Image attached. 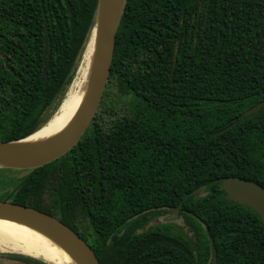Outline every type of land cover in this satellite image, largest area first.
I'll use <instances>...</instances> for the list:
<instances>
[{
  "label": "trees",
  "instance_id": "obj_1",
  "mask_svg": "<svg viewBox=\"0 0 264 264\" xmlns=\"http://www.w3.org/2000/svg\"><path fill=\"white\" fill-rule=\"evenodd\" d=\"M96 3L0 0V142L24 139L51 118ZM116 96L128 97L121 118ZM262 101L264 0H126L87 131L61 159L21 178L0 170V201L56 218L100 264H211L213 256L264 264L263 223L222 190L231 178L264 188V108L239 118ZM202 186L205 194L182 206L193 239L149 226ZM7 260L49 264L23 254Z\"/></svg>",
  "mask_w": 264,
  "mask_h": 264
},
{
  "label": "water",
  "instance_id": "obj_2",
  "mask_svg": "<svg viewBox=\"0 0 264 264\" xmlns=\"http://www.w3.org/2000/svg\"><path fill=\"white\" fill-rule=\"evenodd\" d=\"M125 1L97 0L93 25L87 41L90 58L86 83L80 105L70 125L49 139L27 142L52 121L54 114L44 126L30 136L12 142H0V170L29 172L39 169L61 159L80 141L98 112L107 87L114 57L115 37ZM262 108L264 101L239 118L250 117ZM206 189L207 186H202L193 193L184 195L179 205L169 210L170 216L167 221L177 220L182 212L183 202L192 195L203 196ZM222 190L231 201L252 210L264 225V188L250 181L231 178L222 184ZM0 221L32 229L61 251L68 258L69 264H100L82 238L50 215L29 207L0 201ZM209 243L212 245L210 239ZM211 264H216L214 256Z\"/></svg>",
  "mask_w": 264,
  "mask_h": 264
},
{
  "label": "bare ground",
  "instance_id": "obj_3",
  "mask_svg": "<svg viewBox=\"0 0 264 264\" xmlns=\"http://www.w3.org/2000/svg\"><path fill=\"white\" fill-rule=\"evenodd\" d=\"M89 58L90 47L88 46L78 76L72 82L54 118L47 126L29 138L27 142L49 139L70 125L83 96ZM0 247L26 256L40 258L52 264H69L68 258L47 239L26 226L11 222L0 221Z\"/></svg>",
  "mask_w": 264,
  "mask_h": 264
},
{
  "label": "rangeland",
  "instance_id": "obj_4",
  "mask_svg": "<svg viewBox=\"0 0 264 264\" xmlns=\"http://www.w3.org/2000/svg\"><path fill=\"white\" fill-rule=\"evenodd\" d=\"M88 41V40H87ZM88 49V44L86 42V44L84 45V49L82 50L81 52V55L79 56L77 62H76V67H75V70H74V73L72 75V78H71V82L70 84L66 87L65 91L63 92V95L62 97H60L53 105L52 107L50 108V110L48 111L47 113V116L48 117H53L54 114L57 112V109L59 108L60 106V102L61 100L63 101V99L65 98V95L66 93L68 92L72 82L74 81V79L78 76V71L81 67V64H82V60H83V57L86 53ZM115 94V91L113 92V95ZM118 97L115 102L113 103V109H114V117H118V118H121L125 112L128 111V97L126 96H116ZM50 118V119H51ZM49 119V120H50ZM24 173L26 172H20V173H13L11 174V178L13 179H18V178H21ZM165 218H168L169 215H165L164 216ZM155 224L152 222L149 226L150 227H153ZM170 229L172 230L171 232H173L174 234H181L185 237H187L188 239H193V232L189 229V227H187V225L185 224L184 220L183 219H179L178 221H172L171 224H167ZM192 242V241H191ZM15 254H20L18 252H14V251H10L8 249H5L3 247H0V264H12L10 261H8L7 259L9 257H11L12 255H15ZM31 258H34L36 259L35 257H32V256H29Z\"/></svg>",
  "mask_w": 264,
  "mask_h": 264
},
{
  "label": "flooded vegetation",
  "instance_id": "obj_5",
  "mask_svg": "<svg viewBox=\"0 0 264 264\" xmlns=\"http://www.w3.org/2000/svg\"><path fill=\"white\" fill-rule=\"evenodd\" d=\"M181 214H182V213H180L179 218H178L177 220H175V222L178 221L179 219H182ZM167 215L170 216V213H168ZM164 216H165V215H164ZM164 216L159 217V218H157L156 220H154V221H153V223L155 224L154 226H162V225H165V224H166V225H167V224H171L172 221L168 222V221H167V218H165Z\"/></svg>",
  "mask_w": 264,
  "mask_h": 264
}]
</instances>
